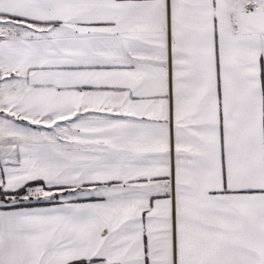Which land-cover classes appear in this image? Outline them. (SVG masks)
I'll list each match as a JSON object with an SVG mask.
<instances>
[{
	"label": "snow or ice",
	"instance_id": "1",
	"mask_svg": "<svg viewBox=\"0 0 264 264\" xmlns=\"http://www.w3.org/2000/svg\"><path fill=\"white\" fill-rule=\"evenodd\" d=\"M0 264H264V0H0Z\"/></svg>",
	"mask_w": 264,
	"mask_h": 264
}]
</instances>
